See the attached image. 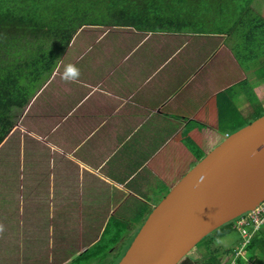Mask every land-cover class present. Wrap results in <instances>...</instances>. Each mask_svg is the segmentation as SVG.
<instances>
[{"label": "crops", "instance_id": "0c3cea01", "mask_svg": "<svg viewBox=\"0 0 264 264\" xmlns=\"http://www.w3.org/2000/svg\"><path fill=\"white\" fill-rule=\"evenodd\" d=\"M105 28L91 32L93 44L87 45L85 59L73 64V76L60 73L59 66L52 75L71 80L70 87L49 90L50 82H44L38 90L43 104L36 116L53 115L55 122L49 127L53 140L46 127L36 140L20 143L23 154L30 153V157L34 153L36 157V147L40 151L39 195L25 207L32 208L36 202L35 212L41 222L48 201L55 212L53 227L69 223L71 228L82 229L81 238L85 239H71L75 244L91 240L88 247L101 240L108 232H104L106 228L127 226L136 231L132 236L131 231L123 234L121 243H131L154 207L208 154L188 144L193 138L185 134L187 129L213 130L215 137H209L213 150L228 135L249 124L248 119L264 106V55L239 63L230 45L237 34H228L224 27L185 29L181 33ZM117 35L122 45L116 44L109 52L103 44H94L96 37L105 40ZM246 92L255 96L254 102L248 101ZM206 117L212 128L201 120ZM235 118L236 126L241 127L223 134L218 130L222 120L236 124ZM31 143L35 144L27 145ZM183 152L191 156L189 162L186 159L184 173V163L180 162ZM176 163L179 168L175 174ZM55 236L60 237L58 231ZM254 236L245 264H255L259 255L260 264L263 262L264 228ZM237 241L238 236L226 240L231 244V255ZM59 243L63 244L61 240ZM20 245L13 250L0 236V264L16 263V255L24 264L28 250L22 240ZM215 255L196 260L189 257L182 264H221Z\"/></svg>", "mask_w": 264, "mask_h": 264}, {"label": "trees", "instance_id": "16d2710c", "mask_svg": "<svg viewBox=\"0 0 264 264\" xmlns=\"http://www.w3.org/2000/svg\"><path fill=\"white\" fill-rule=\"evenodd\" d=\"M251 1L0 0V146L16 125L14 111L28 106L39 86L44 84L41 81L50 78L60 57L83 27H127L139 32L181 33L197 17L198 29L221 26L228 34H237L232 51L243 64L264 55V18L252 10ZM245 95L249 102L255 101L251 92ZM263 115L262 108L255 112L252 120ZM231 224L212 233L227 235L234 230ZM121 237L123 234L113 242L120 247L116 253L119 254L109 255L110 260L102 255L101 263H118L130 245L121 248ZM254 239L255 236L248 248L254 245ZM90 249L80 252L69 263L84 258ZM86 256L89 264L94 255ZM258 259L255 264H260Z\"/></svg>", "mask_w": 264, "mask_h": 264}, {"label": "rangeland", "instance_id": "374dc122", "mask_svg": "<svg viewBox=\"0 0 264 264\" xmlns=\"http://www.w3.org/2000/svg\"><path fill=\"white\" fill-rule=\"evenodd\" d=\"M251 8L252 10L261 17L264 18V0H252L251 1ZM197 22V17L194 21L190 23L186 30H195L200 28V25ZM199 26V27H198ZM106 29L105 27H90L86 26L83 27L73 38L72 43L66 49V51L60 57L58 66L59 71L62 74L68 75L69 77L74 75L73 73V64L78 61H83L85 59V52L87 49V45H92V41H90L89 37L92 36L91 32L94 31V34L98 31H103ZM117 30V29H112ZM119 31V30H117ZM96 37V36H95ZM96 43L95 45H102L108 47L106 52L111 51L110 49L113 48L116 44L122 45L120 37L109 36L102 40L100 38H95ZM231 42V40H230ZM235 41H232L230 45H234ZM107 55V54H106ZM114 55H116L114 53ZM57 66V67H58ZM56 67V69H57ZM55 69V70H56ZM54 70V72H55ZM53 72V74H54ZM52 74V75H53ZM50 78L47 80H42L41 84L44 82H50L48 84V89L53 90L57 88H67L70 87L72 84L70 83L71 80L65 79L60 75L55 76V78ZM60 78L57 80V78ZM72 82V81H71ZM42 85L39 86L41 88ZM38 88V90H39ZM35 92L31 103L28 104V107L23 110H15L14 111V120L16 125L14 130L10 133L7 139L4 142V145L0 149V236L1 239L8 244L13 250L15 247H19L20 242L26 244L27 255H24V264H87V260L85 257L86 255H94L89 261V264H104L106 262L101 261L103 260L101 257L110 260L120 247L115 246L113 242L116 241L122 234H126L127 232L131 231V236L135 233L136 228L133 230L128 229L127 226L124 229L116 230L114 228H110L108 234L106 233L103 236L102 241H98L97 243L93 244L91 249L86 252L84 258H78L76 261L69 263L72 261L82 250L88 247L91 240H82L81 244H75L73 241H78L81 239V232L83 231L80 228H71L69 227V223L65 225L61 224L58 228L53 227L54 221V214L53 207L47 201V205H44V219L43 221H39L37 218V214L35 212L36 202L33 204L32 208L25 207L27 203L31 199H36L39 195L37 192L38 186V168H39V156L38 153L39 147H36V157L35 153L33 156L30 157V153L23 154L25 152L24 145L20 143L28 142L29 140H36L38 134H41V131L47 127V131L49 132L50 140H53V131L52 128H49L54 125L55 118L53 115L48 116V118H41L37 117V112L40 111V107L43 104V97L37 96L39 91ZM262 92L261 99L263 96V105H264V84H262ZM48 92V91H47ZM37 96V97H36ZM42 96V95H41ZM49 96V94H48ZM63 100V97H62ZM52 103V101H51ZM264 108V106H262ZM53 111L55 112L54 108L52 107ZM248 116V114L246 115ZM234 117V116H232ZM253 117L248 119V122L251 123ZM206 123H209L210 128L213 127V123L208 122V118H201ZM236 124L229 119L222 120L221 123L218 125V130L223 134L224 131H234L238 127L237 120L235 118ZM238 123H241L238 121ZM216 124V122H215ZM214 124V125H215ZM213 130H211L212 132ZM208 132V128L202 127V130L198 131L196 129L189 128L187 129L185 134L190 135L193 140H189L191 146H195L199 148V152H203V154L209 153L212 148L211 139L215 137L212 133ZM236 132V131H235ZM35 134V137L32 135ZM234 133V132H233ZM221 134V135H222ZM221 136L220 139H222ZM217 139V136L216 138ZM223 141V140H222ZM221 143V142H220ZM35 143L27 144V145H34ZM32 148V147H31ZM34 150V149H33ZM207 155V154H206ZM188 157V162L191 159V156L183 152L180 156V162L183 161L184 165L181 167L183 168V173L185 172L184 167H186V159ZM206 156H204L205 158ZM11 158V160H9ZM24 158V159H23ZM29 162V163H28ZM38 163V164H37ZM29 164V165H28ZM51 165V164H50ZM173 166V165H172ZM171 166V167H172ZM175 174L179 168V165L176 163L174 165ZM51 171V167L49 169ZM187 173V172H186ZM185 173V174H186ZM184 174V175H185ZM183 175V176H184ZM176 177V176H175ZM181 179V178H180ZM33 197V198H32ZM159 201V200H158ZM40 201H38V206H40ZM29 211V212H27ZM62 215V214H60ZM93 215H98L94 214ZM100 215V214H99ZM61 217V216H60ZM65 219L69 218V215H64ZM148 218V217H147ZM125 223V222H124ZM232 223V228H233ZM127 225V223H126ZM234 229V228H233ZM58 231L60 237L55 236L56 232ZM139 231V230H138ZM12 232V233H10ZM121 233L120 235L117 233ZM20 236V238H19ZM55 236V237H54ZM71 236H76L77 239H71ZM238 236V241L234 243L235 249L239 246V242L241 241V237L239 236L238 232L234 229L231 233L227 234L224 238H220L219 236H215L214 233L206 236L203 238L195 247H193L178 264H182V261H185L189 257L193 258L194 260L203 257V255H209V258L212 255H215L220 259L221 264H225L226 260L229 258L227 264L231 263V259H233V255H231V244H226V240H230L236 238ZM54 237V238H53ZM67 237V239H65ZM53 238V239H52ZM111 239V240H110ZM122 239V237H121ZM54 241L53 245L51 241ZM62 241L63 244H60L59 241ZM217 241V242H216ZM216 242V243H215ZM130 242H124L123 247L129 245ZM215 243V244H214ZM66 245V246H65ZM215 248V251L211 255V250ZM41 247V248H40ZM69 247H72L69 249ZM260 247V245H257ZM89 248V247H88ZM218 249H223L219 251L217 254ZM40 250V251H39ZM210 250V251H209ZM78 254H73V253ZM120 252V251H119ZM246 252H249V248H246ZM246 252L243 255L236 258V264H245L249 259V255H246ZM4 255V254H2ZM70 255H73L70 257ZM106 255V256H105ZM112 255V257H109ZM17 262L14 264H21L18 262V255ZM97 258H96V257ZM71 258V260H70ZM264 264V256H262ZM70 260V261H69ZM85 260V262H84ZM12 264V263H7ZM199 264H203L199 262Z\"/></svg>", "mask_w": 264, "mask_h": 264}, {"label": "water", "instance_id": "95a60500", "mask_svg": "<svg viewBox=\"0 0 264 264\" xmlns=\"http://www.w3.org/2000/svg\"><path fill=\"white\" fill-rule=\"evenodd\" d=\"M264 201V115L228 135L157 204L117 264H178Z\"/></svg>", "mask_w": 264, "mask_h": 264}, {"label": "built area", "instance_id": "2783aa9c", "mask_svg": "<svg viewBox=\"0 0 264 264\" xmlns=\"http://www.w3.org/2000/svg\"><path fill=\"white\" fill-rule=\"evenodd\" d=\"M233 228L241 237L239 246L233 251V259L230 264H236V258L244 256L246 248L250 245L255 234L264 228V201L255 209L242 214L232 221Z\"/></svg>", "mask_w": 264, "mask_h": 264}]
</instances>
